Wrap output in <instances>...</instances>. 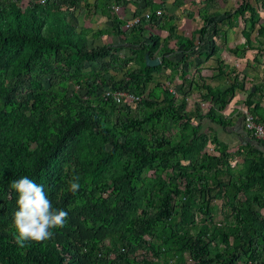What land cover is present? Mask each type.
Returning a JSON list of instances; mask_svg holds the SVG:
<instances>
[{"label": "trees", "instance_id": "obj_1", "mask_svg": "<svg viewBox=\"0 0 264 264\" xmlns=\"http://www.w3.org/2000/svg\"><path fill=\"white\" fill-rule=\"evenodd\" d=\"M22 1L0 0V264H186L185 257L191 264H264V153L250 144L228 150L201 129L203 120L231 127L222 113L243 82L234 75L225 89L211 87L197 71L196 81L184 79L170 92L153 77L166 68L171 84L177 71L187 75L190 55H205L203 65L213 58V39L204 53L194 42L207 38L210 25L217 34L219 16H206L185 37L167 27L173 17L162 1L144 0L132 19L120 14L125 0H26V8ZM241 8L233 15L249 11L243 21L253 31L256 10ZM86 17L106 25L88 36ZM257 34L264 36V25ZM104 36L121 46L98 45ZM123 49L127 56H119ZM146 57L160 65L148 67ZM217 72L225 76L222 62ZM183 83L211 108L189 104ZM246 90V110L264 124L258 104L250 108L255 93ZM24 176L69 216L54 238L20 248L10 185ZM75 176L81 187L73 195ZM214 199L224 201L218 224Z\"/></svg>", "mask_w": 264, "mask_h": 264}, {"label": "crops", "instance_id": "obj_2", "mask_svg": "<svg viewBox=\"0 0 264 264\" xmlns=\"http://www.w3.org/2000/svg\"><path fill=\"white\" fill-rule=\"evenodd\" d=\"M147 1H148V3L149 2H152L155 4L157 3L156 0H147ZM185 1L188 3L189 1H194V0H185ZM253 1L255 3L260 4L264 0H253ZM166 2L168 3L169 1L166 0ZM183 2H184V0H183ZM198 3L200 4L201 8H199L198 11L195 12V14L193 12L189 11L190 10L189 7H187L185 5L182 6V4L178 5V2L173 3L172 7H174L175 5L181 6L179 9H174V8L173 9H174V11L181 9V12L183 13L182 15L185 16L186 21L188 23H190V22H193V19L195 17H199V19L202 21L203 19H205L206 16L209 17V15H210L209 11L211 10V6L209 5L210 4L209 0H203L202 2H198ZM243 3H244L243 5L248 4L246 2V0H244ZM123 4L125 5V8H126V10L125 9L123 10V14L125 15V13H126V17H128V18L132 15L133 11H135L136 8H142V7L147 6V4L144 0L143 1L125 0V2ZM165 5H166L165 3H164V5L162 4V6H165ZM165 7H164V9L167 10V6H165ZM182 7H187V8L182 10ZM234 9H233V14L242 8L237 7L235 10ZM248 13H249V11H245V14H243V15L244 16L246 14L248 15ZM176 14H177V12H175V14H173L172 11L170 12L167 10V15H169V17H173V19L171 21H169L170 23H169V26H167V27L173 28L176 31L177 35H183L185 37H190V35H192L193 31H196L203 26V25H201V27H196V29L195 30L193 29L191 31V34H189L188 32H190V31H187V30L184 31V29H183L184 25L182 24V22H181V26L177 25L179 18H178V16H176ZM215 15L219 16V17H217L216 20H218L220 22L222 21L221 17L222 16L225 17V20H226L228 26L230 27V29L233 28V62L239 64V67L242 69V74L239 75L240 78L238 77V80H241L243 82V86H242L243 90L242 91L237 90L233 96V99L230 100L231 101L229 104L230 108H229V105H228V108H229V112H230L231 108H233V114L232 115H224L222 113L223 117L226 118L230 122L231 127L226 129V130H223L219 126L212 124L211 125L212 130L214 131V134H216L217 137H218L217 134H219V132L221 130L225 133L226 136L222 137L221 140L218 138L221 142H223L225 144L227 143V140H228L227 136H233V144L235 142L236 143L238 142L237 144H239L236 147V149L240 145L244 146V145L250 144L253 147H255L256 149H258L259 151H262L264 153V147L262 145L258 146L257 142L255 140H253V138L251 137V134H249L245 130L241 129L242 124H243L244 111H247L246 110L247 107L243 104V101L247 98V93H246L247 90L246 89H250L251 93H255V95L251 99L253 101V105L250 108H253L254 105L258 104V108L261 110L260 114H262L264 116V51H259L260 50L259 47L261 46V44L264 45V36L259 37V35L257 34L258 27L264 25V19H263L264 17L259 18L258 14H257L256 15L257 25L255 26V29L253 31H250L248 29V26H246V24L243 21L244 17L236 16L237 18L238 17L241 18L242 22H243V27H242V30L240 32V35L237 37L236 33H237V28L239 25L236 22L237 21L236 17L234 15L231 16L230 14H228V12L221 13V15L218 13H215ZM211 16H213V15H211ZM84 21H85V25L83 24V26L85 28H88V30H91L90 32H88V36H89L90 33L92 31H94L99 24H101L102 18L98 20V19H94L93 17H91V18L86 17V19H84ZM94 21L100 22V23H95ZM174 25H175V27H174ZM222 25H224V21H222ZM189 26L191 27L190 24L188 25V27ZM216 29H217V25H216ZM211 30H212V27H210V29L208 30L210 32L208 34L209 36H211V34H212ZM165 31H167V36H169V38H167V39L169 40L170 48H171V44H173V45H175L174 52H179L180 49H178L176 47L177 41L174 38H171L174 34L170 35L169 31L167 29ZM179 31H180V33H179ZM216 31H217V34H213L215 37L216 36L217 37L222 36L226 39V35L223 34V32L221 30L218 29ZM254 32L258 36V37L255 36V39L253 38ZM105 37L106 36H104L101 40H104ZM257 38H260V40H258ZM113 41L117 44H120V40L118 38L112 39V42ZM208 41H209L208 38L202 39L198 35L196 37L194 43H195L197 49L204 53V51L209 52ZM259 41L261 44L259 43ZM215 45H216V43H215ZM215 51H216V53L213 55V58L214 57L217 58V55L219 53L217 45H216ZM258 52H260L261 54L258 55L257 54ZM120 53L124 55V54H127L128 51L123 49ZM120 53H119V56H121ZM190 59H193V60L196 59L197 60L198 59L197 54L190 55V58L187 60V63ZM204 59H205L204 56H202V59H200L198 62H201ZM211 59L212 58H210L209 60H211ZM187 63L185 64V66L186 65L188 66ZM206 63H208V62H206ZM248 64H249V66H248ZM203 67H204V65H203ZM223 70H225V69L223 68ZM243 71H244V73H243ZM216 72H217V70H216ZM234 75L235 74L233 72L225 70V76L221 77L220 74L218 73L217 77H219V78H217V80L227 79L226 83L229 84L230 79H233ZM202 80H204V78H202ZM176 81H178V80L176 79ZM175 83H176L177 87H180L179 81L175 82ZM204 84H206V83H204ZM225 85L226 84L218 85V86H221L223 89H225L226 88ZM209 86H211V85H209ZM255 86L258 88L257 90H256ZM211 87H217V86L213 85ZM194 92H197V93H194ZM180 94L181 93H179V95ZM188 94H189V96L186 95L185 98L189 103L190 99H192V98L196 99L197 97H199L201 92L194 89V90L190 91ZM207 106L210 107V103ZM242 107H244V108H242ZM228 108H227V110H228ZM240 112H242L243 115ZM247 112L250 113L249 110ZM256 117L258 120L260 119L258 116H256ZM255 120H256V118H255ZM235 132L240 133V134H236ZM257 141H260V140H257ZM263 156H264V154H263ZM237 159H239V157ZM238 161H240V160H238Z\"/></svg>", "mask_w": 264, "mask_h": 264}, {"label": "rangeland", "instance_id": "obj_3", "mask_svg": "<svg viewBox=\"0 0 264 264\" xmlns=\"http://www.w3.org/2000/svg\"><path fill=\"white\" fill-rule=\"evenodd\" d=\"M139 1H143V0H139ZM156 1H159V3H160V1H162L163 2V5L165 3L166 4L165 6H167V10L170 11V12L172 11L173 14H175V12H177L176 16H178V18H179L177 25L178 26H181V22H182V24L184 25L183 26L184 31H186V30L187 31H190V32H188L189 34H191V31L193 29L195 30L196 27H201L202 21L199 19V17H195L193 19V22L188 23L186 21V17L182 15L183 13L181 12V9L174 11V9H179L181 7V6H176V5L174 7H172V4L173 3H177L178 2L177 0H167V1H169L168 3L166 2V0H156ZM180 1L182 2V6L185 5V6L189 7L190 8L189 11H191V12H193L195 14V12H197L198 9L201 8V6H200V4L198 2H202L203 0L189 1L188 3L184 0V2L186 4L183 2V0H180ZM243 2H244V0H212V2L209 4L211 6V10L209 11V14L210 15H213V17H211V21H214L215 20V16H214L215 13H218V14L221 15V13L228 12V14H230L231 16H233V9L234 8L236 9L237 7H242ZM246 2L249 4L250 7L254 8L256 10V13L258 14L259 18L260 17H264V10L262 8H259L260 7L259 6L260 5L259 3H255L253 0H246ZM187 7H182V10L183 9H186ZM124 9L126 10V8L123 7L122 12H120V14L123 15V16H126V13H125V15L123 14V10ZM118 10L119 9H117V13L119 12ZM132 17L133 16L131 15L130 18L132 19ZM246 17H248L247 14L244 16V19ZM130 18L127 17V19H130ZM221 18H222V21H224V25H222V21L219 22V23H217V30L218 29L221 30L223 32V34L226 35V39L224 37H222V36H219L220 38L217 37V36L215 37L214 35H211V36L208 35L207 36V38L209 40L213 39L215 41L216 45L218 46L219 53L217 55V58L214 57L211 60L207 61L208 63L204 64V67H202L204 62H202L200 64V62H198L199 59L198 60H196V59H194V60L193 59H190L188 61V63H187L188 66L187 65L185 66L186 63L182 66V69L183 70L186 69V74L187 75L184 78L181 77V72L180 71H177L176 74L174 75V79H177L179 81L180 85H182V81L184 79H186L188 81H196L197 78H198L197 71L200 72V76L202 78H204V83H206L207 85H211V86H213V85L214 86H218V85H223V84L228 85V83H226L227 82L226 81L227 79L217 80V78H219V77H217L218 74L216 72V70H217V63L218 62H222V67L226 71L233 72L238 77H239L240 74H242V69L239 67V64L233 62V28L230 29V27L228 26V24H227V22L225 20V17L222 16ZM94 19H98L99 20V17H96ZM236 19H237L236 22L239 25L238 28H237V33H236V35L238 37L240 35L241 30H242L243 22H242V19L239 18V17L238 18L236 17ZM95 23H100V22H95ZM67 24L71 26L70 23H67ZM189 24L191 25V27L189 26L190 28L188 27ZM105 25H106V22L104 21V19H102L101 24H99L96 27L95 31L98 28L103 27ZM179 33H180V31H179ZM165 35L166 34H163L162 36L164 37ZM255 36L258 37L256 35V33L254 32V36H253L254 39H255ZM101 39H100L98 45H101V44H112L113 46H118L117 43H115L114 41L112 42V39L111 38H106L105 37L104 40H101ZM257 39L260 40V38H257ZM259 43H260V41H259ZM119 46H121V44H119ZM171 48L174 50L175 49V45L171 44ZM259 49H260L259 51H264V45L261 44V46L259 47ZM257 54L259 55L261 53L258 52ZM120 55L121 56H124V55L127 56V54H124L123 55L121 53H120ZM204 57H205V55H204ZM159 62H160V60H159ZM199 64L201 65L200 66L201 69H200V67L198 69H196L195 66L196 65H199ZM249 64H248V66H249ZM165 65L166 64H164V66ZM244 71H243V73H244ZM110 74L114 76V74H112V72L110 71V73L106 77H108ZM168 74H169V71L166 70V68H164V70L160 74H154L153 77H154L155 81H161L160 83H162V85L165 88H168L170 92H172V91L174 92V90L177 88L175 82H178V81L175 80V82H173L171 84L170 83L168 84L167 81H166V79H165L168 76ZM116 77L117 78H120L121 77V73L120 74H117ZM191 79H193V80H191ZM183 84H184V86H186L185 90H190V91L192 89L194 90V88L187 89V85H185V83H183ZM186 84H188V83H186ZM150 87H153V84H152V86L150 85ZM185 90H183V92ZM69 91L70 92L77 91L80 94V96L83 93V92H80L79 89H74L73 87H70L69 88ZM194 93H197V92H194ZM183 95H185V94H180L181 97ZM187 95L189 96V94H187ZM198 101H200V97H197L196 99L192 98L189 101V103L194 106L195 103L198 102ZM200 104L203 105V106H206V107H202L201 108L202 109V112L206 111L205 109H210L211 106H212L211 103H210V107H208L207 106L209 104L208 102L207 103L200 102ZM193 106H191L190 109H188V110H192L193 109ZM229 108H230V105H229ZM229 108H228V110L226 109L223 112L224 115H232L233 114V108H231L230 112H229ZM242 108H244V107H242ZM240 113L242 114V112H240ZM192 121H195V120L192 119ZM198 122L199 121H195L194 124H197ZM201 124H202V128H201L202 129V132L207 133L208 135H213L214 134V131L212 130V126H211L212 123L209 120H203L201 122ZM214 135H216V134H214ZM217 135H218V138L220 140L222 139V137H225L226 136L225 133L222 130ZM227 139L228 140H227L226 145L228 147V150H230V149L232 151H233V149L235 150L236 147L239 145V144H237L238 142L237 143L235 142L233 144V136H227ZM208 148H211V147H208ZM210 153H211V151H210ZM238 160H240V159H238ZM235 161H236V159H235ZM223 202L224 201L219 200V199H214V200L211 201V205L216 208V211L214 212V217H213L214 218V222L216 224H218V222H220V220H221L220 213H219L220 212L219 209L222 208ZM199 217L200 216H198L196 218V221H199ZM185 258L187 260L186 261V264H191L190 261L187 259V257H185Z\"/></svg>", "mask_w": 264, "mask_h": 264}, {"label": "clouds", "instance_id": "obj_4", "mask_svg": "<svg viewBox=\"0 0 264 264\" xmlns=\"http://www.w3.org/2000/svg\"><path fill=\"white\" fill-rule=\"evenodd\" d=\"M21 3L23 8H26L27 1L23 0ZM200 102L204 103L202 100L198 101L199 106L205 107ZM79 179V176H75L69 182V189L73 195L81 187ZM10 187L17 194L18 210L13 214V225L14 241L20 248L25 247L29 241L44 242L52 239L54 229L66 226L69 213L53 206L43 185L24 176L13 180Z\"/></svg>", "mask_w": 264, "mask_h": 264}, {"label": "built area", "instance_id": "obj_5", "mask_svg": "<svg viewBox=\"0 0 264 264\" xmlns=\"http://www.w3.org/2000/svg\"><path fill=\"white\" fill-rule=\"evenodd\" d=\"M42 0H39V2ZM161 13L158 11L157 15H160ZM141 17H145L146 19L149 18V14L145 13L142 14ZM138 20L136 19L134 23H136ZM106 96H111L109 93H106ZM117 96V95H114ZM130 100H137L134 97H129ZM244 127L245 130L248 131L251 134V137L255 140L264 141V124L262 123H256L255 118L248 113L247 111H244V117H243Z\"/></svg>", "mask_w": 264, "mask_h": 264}, {"label": "water", "instance_id": "obj_6", "mask_svg": "<svg viewBox=\"0 0 264 264\" xmlns=\"http://www.w3.org/2000/svg\"><path fill=\"white\" fill-rule=\"evenodd\" d=\"M146 65L148 67H151V68H155L159 65V60L158 59H154V60H149L147 57H146Z\"/></svg>", "mask_w": 264, "mask_h": 264}, {"label": "bare ground", "instance_id": "obj_7", "mask_svg": "<svg viewBox=\"0 0 264 264\" xmlns=\"http://www.w3.org/2000/svg\"><path fill=\"white\" fill-rule=\"evenodd\" d=\"M44 1H45V0H42V1H40V3L44 2ZM114 11L117 13V8H114ZM133 24H135V23H134V22H132L131 24L129 23L127 26L130 27V26L133 25ZM159 64H160V62H159ZM158 66H159V65H158ZM158 66H157V67H158ZM129 101H130V102H135L136 100H133V101H132V100H129ZM117 102H118V101H117Z\"/></svg>", "mask_w": 264, "mask_h": 264}]
</instances>
